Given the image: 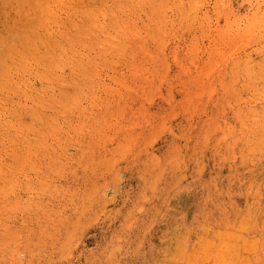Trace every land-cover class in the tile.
Instances as JSON below:
<instances>
[{"label":"rangeland","instance_id":"374dc122","mask_svg":"<svg viewBox=\"0 0 264 264\" xmlns=\"http://www.w3.org/2000/svg\"><path fill=\"white\" fill-rule=\"evenodd\" d=\"M0 264H264V0H0Z\"/></svg>","mask_w":264,"mask_h":264}]
</instances>
